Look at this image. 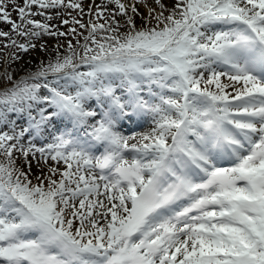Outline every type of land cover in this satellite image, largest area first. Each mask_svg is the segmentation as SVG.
<instances>
[{"label":"snow or ice","instance_id":"6c2138e0","mask_svg":"<svg viewBox=\"0 0 264 264\" xmlns=\"http://www.w3.org/2000/svg\"><path fill=\"white\" fill-rule=\"evenodd\" d=\"M0 264H264V0H0Z\"/></svg>","mask_w":264,"mask_h":264},{"label":"rangeland","instance_id":"374dc122","mask_svg":"<svg viewBox=\"0 0 264 264\" xmlns=\"http://www.w3.org/2000/svg\"><path fill=\"white\" fill-rule=\"evenodd\" d=\"M97 2H99V0H97ZM86 3H87V0H86ZM25 59H28V57L27 58L25 57ZM33 59H34V57H33ZM25 67H27V65Z\"/></svg>","mask_w":264,"mask_h":264},{"label":"bare ground","instance_id":"6f19581e","mask_svg":"<svg viewBox=\"0 0 264 264\" xmlns=\"http://www.w3.org/2000/svg\"><path fill=\"white\" fill-rule=\"evenodd\" d=\"M27 58V57H26Z\"/></svg>","mask_w":264,"mask_h":264}]
</instances>
